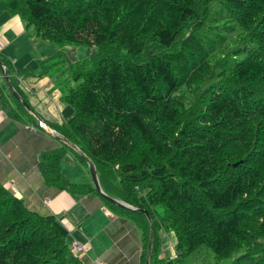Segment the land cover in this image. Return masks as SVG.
Here are the masks:
<instances>
[{
	"label": "trees",
	"instance_id": "obj_1",
	"mask_svg": "<svg viewBox=\"0 0 264 264\" xmlns=\"http://www.w3.org/2000/svg\"><path fill=\"white\" fill-rule=\"evenodd\" d=\"M0 2L31 38L58 47L40 75L56 67L52 80L74 111L47 124L93 161L106 194L148 211L150 264H177L200 246L229 264H264V0ZM65 46L94 52L71 61ZM0 59L30 106L17 81L26 69ZM9 96L17 108L7 113L36 126ZM68 151L64 144L45 156L46 183L96 192L62 174ZM105 203L136 223L145 261L147 217ZM160 230L174 232V258L160 257ZM68 235L55 215L30 209L0 182V264H83Z\"/></svg>",
	"mask_w": 264,
	"mask_h": 264
},
{
	"label": "crops",
	"instance_id": "obj_2",
	"mask_svg": "<svg viewBox=\"0 0 264 264\" xmlns=\"http://www.w3.org/2000/svg\"><path fill=\"white\" fill-rule=\"evenodd\" d=\"M69 47L63 49L73 60L91 51L85 47H71L68 51ZM57 50L54 43L31 38L25 20L10 14L5 3L0 2V56L15 71L26 69L21 74L23 78L17 77L23 80L17 79L18 86L33 111L46 123H61L74 111L62 101L61 91L54 87L52 78L48 74L40 75L41 62ZM3 81L0 71V182L30 209L55 215L68 231L69 246L72 240L89 242L88 251L78 254L83 264H144L143 237L133 220L107 207L97 191L73 193L46 183L41 162L64 144L47 128L32 125L19 110L16 117L7 113L17 107ZM60 167L72 182L92 183L90 174L72 151L62 157ZM158 236L160 257L174 258V232L160 230Z\"/></svg>",
	"mask_w": 264,
	"mask_h": 264
},
{
	"label": "water",
	"instance_id": "obj_3",
	"mask_svg": "<svg viewBox=\"0 0 264 264\" xmlns=\"http://www.w3.org/2000/svg\"><path fill=\"white\" fill-rule=\"evenodd\" d=\"M0 70L2 72V78H3L7 88L9 90L10 94L15 99H17L19 101V103L26 110H28L33 116H35L37 120H42L40 117L37 116L36 112H34L33 109L30 106H28V104L25 102V100L22 98V96L15 90V88L13 87V85L9 79L8 67L5 63H3V61L1 59H0ZM48 129L50 130L51 128H48ZM51 133L53 135H55L64 144L68 145L69 147H72V149H74L76 151V153H78L79 155H81L84 158V160L87 162V165H88V170H89L91 181H92L96 191L98 192V194L100 195L101 198H103L106 201H109L111 203H114L118 206L130 209L133 211H137V212H142L147 217V219L149 221V225H150V230H149V237H148V243H147V249H146V256H145L144 264H150L151 254H152V245H153V240H154V235H155V228H154V223H153L151 216L148 213V211L134 207L130 204L123 202L122 200H119L117 198H114V197L106 194L103 191V189L101 188V185L99 183V179H98L96 168H95L93 161L88 156H86L74 143L70 142L66 137H64L62 134L58 133L55 129H51Z\"/></svg>",
	"mask_w": 264,
	"mask_h": 264
},
{
	"label": "rangeland",
	"instance_id": "obj_4",
	"mask_svg": "<svg viewBox=\"0 0 264 264\" xmlns=\"http://www.w3.org/2000/svg\"><path fill=\"white\" fill-rule=\"evenodd\" d=\"M232 40H233V41H232L231 43H233V42H237V43H239V41L233 39V37H232ZM71 47H73V46H71ZM71 47L67 48L68 51H71V50H72ZM93 52H94V50H91V51L88 52V54H91V53H93ZM86 54H87V53H86ZM67 56H68V58H69L71 61H74V60L72 59L71 56H69V55H67ZM78 56H81V55L78 54ZM81 57H82V56H81ZM81 57H80V58H81ZM55 69H56V67H54V68H53L52 70H50V72L48 73V76H49L50 78H54V76L56 75L57 72H55ZM65 73H66L67 75L70 74V76H71L70 69H68L67 67H65ZM70 79H72V77H70ZM1 81H2V80H1ZM3 82H4V81H3ZM4 87L6 88V91L9 92V90H8L7 86H5V84H4ZM54 87H56V89H59V90L61 91V89H60V85H59L57 82H54ZM61 94H62V92H61ZM3 103H4V102H3ZM76 160H78V159L76 158ZM83 167H84V169L86 170V172L89 174V172H88V166H86V165L83 164ZM3 186L5 187V185H3ZM7 189H8V188H7ZM172 232H173L172 230L167 231L168 234H171ZM239 253H241V251L236 252V253L234 254V256H237ZM231 260H232V258H230V259L228 258V259L219 260V259H217V258L213 255V253L210 251L209 248H207L206 246H200V247H198L196 250H194V251L190 252L189 254H187V255L183 258V261H179V262H177V264H229V263L231 262ZM175 264H176V263H175Z\"/></svg>",
	"mask_w": 264,
	"mask_h": 264
},
{
	"label": "built area",
	"instance_id": "obj_5",
	"mask_svg": "<svg viewBox=\"0 0 264 264\" xmlns=\"http://www.w3.org/2000/svg\"><path fill=\"white\" fill-rule=\"evenodd\" d=\"M17 79L19 80V82L23 81L21 78H17ZM39 123L40 125H42V122ZM89 248H90L89 242L80 243L76 240H72L70 243V250L72 251V253H74L77 256L78 254L85 253L86 251H88Z\"/></svg>",
	"mask_w": 264,
	"mask_h": 264
},
{
	"label": "clouds",
	"instance_id": "obj_6",
	"mask_svg": "<svg viewBox=\"0 0 264 264\" xmlns=\"http://www.w3.org/2000/svg\"><path fill=\"white\" fill-rule=\"evenodd\" d=\"M37 122H38V124H37L36 126H37V127L39 126L40 129H41L42 127H44L45 129H46V128H47V129H48V128L53 129L51 126H49V125H48L46 122H44L43 120H38ZM39 122H42V125H40ZM46 124H47L48 126H47ZM51 129H50V130L48 129L50 133H51ZM57 132H58V131H57ZM58 133H59V132H58ZM63 144H64V143H63ZM69 148H70V147H69ZM70 151H72V153H73V152H76V151L72 150L71 148H70ZM88 171H89V170H88Z\"/></svg>",
	"mask_w": 264,
	"mask_h": 264
}]
</instances>
